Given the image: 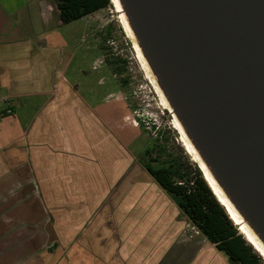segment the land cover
<instances>
[{
	"label": "crops",
	"instance_id": "0c3cea01",
	"mask_svg": "<svg viewBox=\"0 0 264 264\" xmlns=\"http://www.w3.org/2000/svg\"><path fill=\"white\" fill-rule=\"evenodd\" d=\"M63 26L54 0H0V264H232L163 189L106 199L127 145L66 78Z\"/></svg>",
	"mask_w": 264,
	"mask_h": 264
},
{
	"label": "water",
	"instance_id": "95a60500",
	"mask_svg": "<svg viewBox=\"0 0 264 264\" xmlns=\"http://www.w3.org/2000/svg\"><path fill=\"white\" fill-rule=\"evenodd\" d=\"M115 1L214 195L232 219L206 173L264 248V0Z\"/></svg>",
	"mask_w": 264,
	"mask_h": 264
},
{
	"label": "rangeland",
	"instance_id": "374dc122",
	"mask_svg": "<svg viewBox=\"0 0 264 264\" xmlns=\"http://www.w3.org/2000/svg\"><path fill=\"white\" fill-rule=\"evenodd\" d=\"M60 33L63 43L74 54L66 78L77 87L79 96L86 101L96 117L127 145V149H123L122 145L111 144V160L113 154L117 152V157L110 161L111 165L121 167L125 173L119 175L117 181H113L114 177L111 174L112 181L106 199L108 196L109 199L114 196L119 198L125 187L128 189L127 198L134 195L133 191L137 186L145 189L142 192L144 198L149 195L150 190L154 196L156 193H162V188L144 167L146 161L144 151L149 145L152 147L151 143L156 139H160L154 133L159 127L164 131V137L159 143L165 148V159L173 157L186 166L191 162L198 166L191 153L181 143L182 136L178 131L169 132L168 125L173 118L157 95L124 28L121 14L114 6L83 20L66 24ZM102 46H105L108 52L103 51ZM71 52L67 53L71 55ZM106 59L126 61L125 73L114 77ZM125 80L128 82L126 85L123 84ZM142 120L148 125L144 122V126ZM135 122L139 123L138 126ZM155 126L157 128H154ZM118 153L121 154L120 158ZM156 155L157 153H153V157ZM166 197L170 202L173 201L170 196ZM104 208L106 209V206L99 209L100 213L105 210ZM178 218L180 221L184 219V222H188L184 232L191 236V239L204 237L193 229L192 223L182 212ZM202 241L208 242L206 238H202ZM54 242L51 240L50 244L54 245Z\"/></svg>",
	"mask_w": 264,
	"mask_h": 264
},
{
	"label": "trees",
	"instance_id": "16d2710c",
	"mask_svg": "<svg viewBox=\"0 0 264 264\" xmlns=\"http://www.w3.org/2000/svg\"><path fill=\"white\" fill-rule=\"evenodd\" d=\"M54 1L64 25L114 6L112 0ZM101 48L108 52L105 46ZM106 62L111 66L113 75L122 76L125 73L126 61L106 59ZM127 83L123 81V84ZM159 134L160 139H156L151 143L152 147L149 145L144 151V167L150 176L232 264H264V258L238 230L199 167L192 162L186 166L173 157L165 159V148L159 143L164 137V131L160 130ZM153 153H157L156 157H153Z\"/></svg>",
	"mask_w": 264,
	"mask_h": 264
},
{
	"label": "bare ground",
	"instance_id": "6f19581e",
	"mask_svg": "<svg viewBox=\"0 0 264 264\" xmlns=\"http://www.w3.org/2000/svg\"><path fill=\"white\" fill-rule=\"evenodd\" d=\"M114 3H116V1L114 0ZM118 7V12L120 13V8H119V5H117ZM121 18H122V21L124 23V26L125 28L127 29L128 33L130 34V31H129V28H128V25L124 19V16L123 14H121ZM122 24V23H121ZM135 48L137 49V55L142 63V66L143 68L145 69L146 73L149 75L148 71H147V67H146V64L144 62V60L142 59V56L140 54V51L138 49V47L136 46L135 44ZM163 100V98H162ZM163 104L166 106V102L163 100ZM175 125H177V123H175ZM178 126V125H177ZM182 144H184V146L186 148H188L193 155H194V151L192 150V148L190 147L189 143L187 142L186 138L184 137V134H182V139L180 140ZM191 155V154H190ZM195 156V159L197 160V157L196 155ZM192 157V156H191ZM195 161V160H194ZM203 167V166H202ZM204 168V167H203ZM212 187L214 188L215 190V194L220 198V200L222 201V203H224L225 205H227L228 207V210L230 211L231 213V217L232 219L235 221V224L239 226V230L245 235V237L247 238V240L254 246V248L260 253V255L264 258V248L258 243V241L256 240V238L253 236V234L248 230V228L244 225V224H240V219L239 217L237 216V214L234 212V210L232 209V207L228 204V202L224 199V197L221 195V193L219 192V190L217 189V187L215 186L214 182L212 181V179L209 177V175L206 173Z\"/></svg>",
	"mask_w": 264,
	"mask_h": 264
},
{
	"label": "built area",
	"instance_id": "2783aa9c",
	"mask_svg": "<svg viewBox=\"0 0 264 264\" xmlns=\"http://www.w3.org/2000/svg\"><path fill=\"white\" fill-rule=\"evenodd\" d=\"M115 7V6H114ZM136 51V50H135ZM2 102H4V103H7L8 102V99L7 98H4L3 100H2ZM9 113H11L12 111H8ZM142 123H143V125H144V122L145 121H141ZM135 124L138 126V122H135ZM145 124L146 125H148V123H146L145 122ZM145 126V125H144ZM169 127V131H178L177 130V128H176V126H175V124H174V121L172 120V122H171V124L170 125H168ZM154 128H157L156 126L154 127ZM173 129V130H172ZM161 129H160V127L159 128H157V129H155L154 131V133H155V135H156V137H160V134H159V131H160ZM179 133V132H178ZM181 136V135H180ZM182 139V137H180V140ZM187 151H188V149H186ZM189 152V151H188ZM190 153V152H189ZM192 156V155H191ZM193 158V157H192ZM193 160H194V158H193ZM234 224H235V222H234ZM193 225V229H196L197 231H198V234L200 235V234H202L201 232H200V230L194 225V224H192ZM236 225V224H235ZM237 227H238V230H239V226L238 225H236ZM240 232V231H239ZM203 235V234H202ZM191 237V236H190Z\"/></svg>",
	"mask_w": 264,
	"mask_h": 264
}]
</instances>
